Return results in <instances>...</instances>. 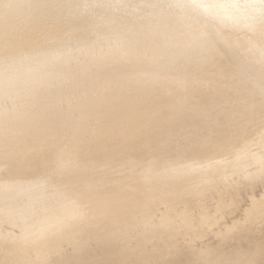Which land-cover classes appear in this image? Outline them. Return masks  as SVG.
Returning a JSON list of instances; mask_svg holds the SVG:
<instances>
[{
  "label": "bare ground",
  "instance_id": "bare-ground-1",
  "mask_svg": "<svg viewBox=\"0 0 264 264\" xmlns=\"http://www.w3.org/2000/svg\"><path fill=\"white\" fill-rule=\"evenodd\" d=\"M173 1L176 2L178 0ZM219 1V5L217 4L216 6L220 7V11L225 15H230V6L234 5V7L240 8L242 6L241 3H244L239 0ZM139 3L140 0H76V9L80 12V17L85 21L86 27H88L90 39L96 38L93 31L95 27L100 29L99 35L105 38V35L107 36V32H109L107 28L110 24V20L114 15L115 18H118L119 25L118 30L113 32V35L116 39L123 38L126 40L129 38V40L135 43V41L139 39L135 35H129L126 26L127 19L124 17V12L129 13L136 11L133 10V8L138 7L139 9L141 5ZM254 3H258L257 7H252ZM262 3L264 5V0H250V6H248V8L251 14H256V10L260 11L261 8L263 9V6L260 7ZM173 6L176 7L177 4ZM179 11L180 13H177L175 19H179L181 29L187 32L184 18L187 14V10L179 7ZM239 11H244V8L239 9ZM191 14L194 15L195 12ZM41 15L43 17V13ZM199 18L200 17L196 14L190 18L191 22L188 25V31L192 32L193 35L191 38L195 41L196 45L193 42L191 45L185 46V48H187V50H185L187 54L188 52L190 53V57L175 62L173 69H170L175 76L161 75L154 82L152 78L144 80L143 75L149 73L151 68H161L160 72L163 73L165 72V68H168L166 64L164 65L165 68L163 64L162 66H156V62L147 58L142 61H140L139 58L135 60L126 59L124 62L116 61L115 63L114 61L116 59H113L111 62L106 63L108 68L102 69L101 66L96 68L98 71L102 69L101 72H99L101 75L99 83L101 84L102 95L98 100L100 129L98 128V133L94 137L95 143L93 142V148L92 146H84L78 152L79 155L73 160L72 169L53 171L57 173L55 176L53 173L50 174L53 176V181L57 179L70 185L74 191L78 205L84 206L87 213L85 212L86 214L84 215L79 214L78 221L73 225L57 227L61 228L57 231L53 230L50 232L51 229L46 233L43 232L37 237L38 239L36 238L37 240L32 243L33 245L31 248L27 246L0 249V264H264V231L260 235L252 232V226L255 223H260L263 225L264 229V193H251L254 189L263 187L264 181L259 186H255L251 183H255L256 181L250 180L249 182V180H244L243 178L248 175V173L250 178V173H253V170L263 165L264 157L261 158L258 154L247 156L243 148L242 150L236 151L231 160L227 162H220L218 160L204 161L196 157L189 159L190 157H186L183 153V149L176 147L172 152L177 156L185 157L176 158V160L187 163L189 169L186 166L180 165V163L171 164L163 162V166L160 168V171L156 173L154 180L157 182L156 185L158 184L160 188H168V191L166 190L168 193H157L158 191L156 189L160 190V188L153 187L155 185L148 186L144 184L141 186L138 193H129L124 189L113 191L114 185L112 177L116 176L115 178H117L118 181L126 182V180L132 178V175L121 171V169H116V167L109 168L104 164V159L110 154L109 150L102 146L106 137L112 142L120 140L121 144L118 147L123 149L129 145L130 140H132L142 128L155 130L157 124L165 118L162 117L163 114L157 116V114H160L157 110L168 98V94H166L167 91L172 90L174 96L180 94L188 87V82H182V88L178 87L179 85H175L177 76L184 71L186 73L188 72V60L194 69L200 65L198 61L208 59L210 52H212V55H215V50L208 47L206 51L208 55L203 52L202 55L198 57V40L200 38H206L211 41L212 45L214 39L218 37L217 32H206L208 29L207 27L199 32ZM43 19L44 17L42 19H37L36 22H32L33 24L26 23L23 25V28L19 27L20 25L18 26L10 22L8 29L6 28V24H3V36L7 37L1 44L3 50L0 52V65L4 66V64L14 63L16 58L21 57V52L28 53L30 50L35 51L36 48L38 50L42 49L43 37H45L44 29L46 27V30H50L46 26L48 23H43L47 18H45L46 20ZM232 19L236 22L235 17L230 16L226 19L225 25L219 28V39L229 40V36L234 35L235 32L237 33L236 36L238 39H236L237 41H235V39L232 40V45H237L239 41L246 37L255 39L254 43L256 44L257 42V46L264 45V27L262 30H255L243 26V24L239 22L238 26L241 29L237 30V26L232 25V23H234ZM204 22L207 26L214 25V23L207 19H205ZM7 31H9L10 34H8ZM227 34L229 36L225 38ZM184 40L188 39L184 37ZM88 45L92 47H90V49L94 59L95 57L98 58L97 50L101 43L95 42L93 47V42H88ZM214 47L217 48L216 44ZM111 48L112 47L106 46V52L108 54H110ZM17 52H19L18 55ZM216 54L219 55L220 52H216ZM138 67H140L139 70H137ZM249 67L251 68L250 71L248 69L247 72L245 69L244 73L252 80L257 91L264 98V60L252 56ZM112 68L117 69L119 72L114 75L110 71ZM104 71H107V76L104 74ZM205 72L204 70V73ZM210 72H213V70ZM202 77L204 78L205 76ZM226 79L227 76L225 80ZM230 79H232V77H230ZM195 80L199 81V79ZM211 80L210 77V81ZM220 80L217 82H220ZM224 84H226V82ZM227 85L229 86V83ZM213 86H211V88ZM228 86L225 85L224 87L226 88ZM220 87L221 86L218 88ZM200 91L202 90H199V92ZM216 91L215 92L218 94V90ZM231 91L232 90H230V92ZM199 92L198 94L196 92V95H199ZM227 92L228 90L226 94H223L227 95ZM219 94H222L221 91ZM189 97H191V95ZM208 98L207 96L206 99ZM257 100H259V97L256 99V102ZM199 103L201 104V102ZM213 104L215 103L213 102ZM249 104L246 106L248 107ZM146 105L149 106V109H145ZM194 105L197 107L199 106L197 104ZM215 106L212 105V107ZM244 108L242 109L245 110ZM258 109L256 108V111ZM226 110L228 111L229 109ZM247 111L248 110H246V112ZM236 113L239 114L240 111ZM241 116L243 117V115ZM63 121L64 120L61 118L50 114L41 104H37L36 109H34V111L31 110V112L29 111L27 117L22 119L19 126L15 128L13 135L8 137V141L5 140L7 135L4 137L5 139H3L6 145L13 142V146H15L17 153V151H22L29 146V144L22 145L23 142L20 141L29 135L30 131H21L19 130L20 128L29 126L32 132L37 134L40 138L51 140L65 133L63 131V127H65L62 123ZM230 122L231 121H229V123ZM254 122H252L254 126H257ZM261 125L264 124L262 123ZM260 128L261 127H259V129ZM243 129L246 130L244 126ZM156 132L157 130L154 133ZM255 134L252 135L255 136ZM252 138L250 137V141L253 142ZM258 138L259 137H257V139ZM261 139L264 140L263 138ZM261 139L259 140L261 141ZM79 140L78 138L75 142ZM246 140L244 139V141ZM73 143L74 142H72L71 145ZM74 147L75 146L71 148L74 149ZM14 156L15 154L12 155L13 158ZM52 158L53 156L50 151L43 152L40 156L42 160L40 162L41 164L37 167L39 169L38 172H43L46 162L53 160ZM230 171H232V175L229 178L227 177V180L230 179L232 183H225L223 180H220L221 173L225 172L224 175H227L230 174ZM115 173H119L120 176ZM20 176H22L20 163H14L9 169L8 177L12 180H18ZM214 182H218L219 187L218 185L216 186ZM89 206H96L91 210L92 212H90V214H88ZM96 217L101 220V224L98 226H94ZM233 239L235 240L234 244L236 245L237 251L233 255L228 256L221 252L220 246Z\"/></svg>",
  "mask_w": 264,
  "mask_h": 264
},
{
  "label": "water",
  "instance_id": "water-1",
  "mask_svg": "<svg viewBox=\"0 0 264 264\" xmlns=\"http://www.w3.org/2000/svg\"><path fill=\"white\" fill-rule=\"evenodd\" d=\"M239 1L244 2L241 3L242 6L240 8L234 7V5L230 6V15H225L220 11V7L216 6L220 2L219 0H178L176 2L173 0H140L139 4L141 5L139 9L138 7H134L133 10L136 11L124 12L129 35H135L139 39L133 43L129 38L126 40L123 38L116 39L113 35V32L118 30L119 25L118 18H115L114 15L107 28L109 30L107 36L105 35V38L101 37L99 35L100 29L95 27L93 31L96 38L93 36L94 38L90 39L88 27H86L85 21L80 17V12L76 9V0H63L62 2L59 0H2V4H0V52L3 50L1 44L7 37L3 36V24H6V28L8 29L10 22L23 28L24 24L34 23L37 19L44 17L47 20L45 19L46 21L43 23H48L46 26L50 30H46V27L44 29L45 37H43L41 50L36 48L35 51L31 50L28 53L21 54V57L16 58V61L12 64L0 65V153H3V158L8 162L6 179L0 182V226L3 223L9 226V231L6 234L0 233V249L27 246L31 248L32 243L43 232L46 233L51 229L50 232L53 230L57 231L61 229L57 227L73 225L78 221L79 214L84 215L87 213L84 206L78 205L74 191L70 185L57 179L53 181V176L50 174L53 173L55 176L57 173L53 171L72 169L73 160L79 155L78 152L84 146L90 147V143H92L93 148L94 137L98 133L100 122L98 118V102L97 99L94 101L91 98L90 91L98 85L101 88V84L99 83L101 75L99 72L102 69L108 68L106 63L111 62L113 59H116L115 63L116 61L124 62L126 59L135 60L139 58L142 61L147 58L156 62V66H162L163 64L164 67L166 64L168 68L164 67L167 73H163L160 72L161 68L153 67L149 73L143 75L144 80L152 78L154 82L161 75L175 76L170 69H173L175 62L190 57V53L188 52L187 54L185 46H189L193 42L195 43L191 38L192 32L188 31V25L191 22L190 18L196 14L200 17L199 32L207 27L206 32H217L218 34V37L212 43L213 46L211 45V41L206 38L198 40V57L203 52L207 54L208 47L215 50V55H212V52H210L208 59L198 61L200 65L194 69L188 60V72L184 71L180 73L177 76L175 85H179L178 87L182 88V82L189 83L187 79L188 74L202 72L207 68L218 66L230 55L229 53L232 49H244V54L247 56V64L240 66V68L244 77L252 83L257 91L252 80L245 75L244 70L246 69L248 72L249 69L250 71L251 68L249 66L252 56L262 58L263 60L264 58L260 54L255 53L252 46L247 48L246 43L248 41L257 50L264 49V45L257 46V42V45L254 43L255 39L249 37L242 39L237 45H232V40L235 39L237 41L236 39H238L235 32L231 36L225 35V38L229 36V40L219 39V28L225 25L226 19L230 16L235 17L236 22L232 19L234 21L232 25H236L237 30L241 29L238 26L239 22L243 26L255 30L263 29V3L260 6H263V9L261 8L260 11L256 10V14H251L248 8L250 0ZM174 4H177V6L174 7ZM257 4L254 3L252 7H257ZM46 7L49 10H46ZM179 7L187 10V14L184 17L187 32L181 29L179 19H175L177 13H180ZM242 8H244V11H239ZM33 16L34 18L29 21V17ZM205 19L210 20L214 25H205ZM7 32L10 34L9 31ZM184 37L188 40H184ZM88 42H93V47L95 42L101 43L97 50L98 58L95 57L94 59L90 49L91 46L89 47ZM215 44L217 48L214 47ZM106 46L112 47L110 52L112 51L116 54H108ZM216 52H220V56ZM96 66H101L102 69L100 71L94 69ZM139 69L140 67L137 68V70ZM110 71L114 75L119 72L113 68ZM104 74L107 76V71H104ZM88 94L89 96L86 98L93 100V102L86 105L82 99L84 95L87 96ZM258 94L260 95L259 92ZM170 96H173V94L168 95V97ZM37 104H41L53 116L64 120L62 122L65 126L63 127V131L65 132L63 135L66 132H72V136L66 142L65 147L71 149L74 154L69 159H61V155L57 154L58 156L56 157L55 153L50 151L53 160L46 162L43 172H38L39 169L37 167L42 161L40 159L41 154L49 151L46 145L40 149L39 155L34 158L32 155L24 154L22 151L21 153H16L14 146L12 148L4 142V137L7 135L5 140L11 137L15 132V128L22 122V119L27 117L29 111H34ZM90 114H92L91 117ZM19 130H27L30 131L29 133H33L29 126H23ZM78 138L80 140L75 142ZM105 141L111 140L106 137ZM72 142L74 143L71 145ZM114 142L118 146L121 144L120 140ZM6 146L9 147L7 153L3 151ZM73 146H79L80 149L74 151L71 148ZM118 148L120 149V147ZM13 154H15L14 158L12 157ZM176 158L185 157L177 156L174 153L170 154L167 158L161 157L151 166L149 182L145 181L141 186L143 184L148 186L155 185L153 187L160 188L158 184L156 185L157 182H155L154 177L160 171L163 162L171 164L180 163V165L188 167L187 163L176 160ZM106 159H104V164L110 168ZM14 163H20L22 169V176L18 180H12L8 177L9 169ZM229 173L227 175H224L225 172L221 173L220 180H223L225 183H232L230 179L227 180L232 175V171ZM250 175V178L249 173L243 177L244 180H249V182L250 180L256 181L251 184L259 186L264 181V163L261 167L253 170V173H250ZM214 183L219 187L218 182ZM165 188L156 189L157 193H168V188ZM95 207L89 206L88 214ZM13 229L18 230L14 236L12 234ZM233 241L235 240L233 239ZM220 247H222V244Z\"/></svg>",
  "mask_w": 264,
  "mask_h": 264
},
{
  "label": "rangeland",
  "instance_id": "rangeland-1",
  "mask_svg": "<svg viewBox=\"0 0 264 264\" xmlns=\"http://www.w3.org/2000/svg\"><path fill=\"white\" fill-rule=\"evenodd\" d=\"M59 1L62 2L63 0H59ZM0 4H2V0H1ZM46 10H49V8L46 7ZM32 18H34V16L29 17V21H31ZM249 45L252 46L255 53L260 54L264 58V50L258 51L252 44H250L247 41L246 47L247 48L250 47ZM238 50L232 49V51L229 53L230 55L225 59V61L222 64H220L218 66L207 68V70L205 69V71H206L205 73L203 71L201 73L196 72V74L194 73L193 75H191V74L187 75V79L188 80L190 79L189 83L191 82L192 85H191V83L190 84L188 83V88L184 92H182L178 95L170 96L162 103V106L157 110V112H160V114H157V116L163 114L162 117H165V118H164V120H162L160 123L157 124L155 130H152L150 128H142L135 135V137L132 138L129 145L126 148H123L121 150L118 148V144L116 142H111V141H105L104 142V146L108 150H110V154L106 159V161L109 163L108 165L110 167L112 166V168L116 167V169H121V171H124L125 173H130L132 175V178L126 180V182L118 181L117 178H115L116 176L112 177L113 178L112 179L113 185H114L113 191H116L118 189H124V190L128 191L129 193H138L140 188H141L142 183H144L145 181L149 182V172H150L151 166L156 161H158L161 157L167 158L170 154L173 153L172 151L176 147H180L181 149H183V153L186 155V157H190L191 159L193 157L194 158L196 157V158L201 159V160H218L220 162H223V161L227 162V161L231 160V158L233 157L235 152L242 150L243 148L245 149L247 156H250V155L253 156V155H257V154L259 156H264L263 155L264 154V151H263L264 147H262V146H264V140L261 139V138L264 139V125H261L262 123L264 124V119H263L264 118V113H263V111H264L263 110L264 109V103H263L264 100H262L263 98L260 95H258V92L255 90L252 83L244 77L240 66H244L247 64V61H246L247 56L244 54V49H238ZM260 52H262L263 54ZM18 54H19V52H17V55ZM20 54H23V52H21ZM110 54H116V53L111 51ZM242 61H244V62H242ZM97 67H95L94 69H96ZM219 68H220V70H219ZM210 69H212L213 72H210V71H212ZM228 70H230V71H228ZM95 72H96V70H95ZM208 72H209V74H208ZM222 72H224V73H222ZM210 73L212 76L210 75ZM193 76L194 77L196 76V77L194 78ZM202 76H205V77L207 76V77L203 78ZM226 76H227V79L225 80ZM210 77L212 79L211 81H210ZM216 77L219 79H217ZM230 77H232V79H230ZM195 79H199V81L195 80ZM222 79H223V81H222ZM236 79H237V81H236ZM200 80H201V84H200ZM219 80H220V82H217ZM192 81H194V82H192ZM208 81H210V82H208ZM207 82H208V85H207ZM225 82H226V84H224ZM228 83H229V86L227 85ZM210 84H213L215 86V90H214L213 85H211V86H213L212 88H211V86H209ZM193 85H196V86H193ZM225 85L228 86V87H226L227 89L224 87ZM232 85L235 87H233ZM192 86H193V88H192ZM219 86H221V87L218 88ZM231 87H232V89H231ZM203 88H206V89H203ZM197 89L202 90V91L199 92V90H197ZM207 89H209L210 92ZM236 89H237V91H236ZM194 90L197 92V94L199 92L200 97H199V95H196V92ZM216 90H218V94L216 93L217 92ZM227 90H228L227 95H224L223 93L226 94ZM230 90H232V91L230 92ZM91 91H90L91 94L89 93L91 98L94 99V101L97 99V102H98V100L101 98V95H102V89L98 85L97 87L93 88ZM188 91H189V93H188ZM220 91L222 94H219ZM233 91H234V93H233ZM171 93H172V90L167 91L166 94L169 95ZM210 93H211V96H210ZM89 94L87 96L84 95L83 96L84 98L82 99L83 103H85L86 105H89V103L92 104V102H93V100L86 98L89 96ZM190 95L192 98L189 97ZM216 95H217V97H216ZM255 95L257 98L259 97V100H257V102H256L257 98L255 97ZM207 96L209 97L208 99H206ZM240 96L241 97L243 96V97L241 98ZM248 98H250V99H248ZM190 99H191V101H190ZM214 99H216V100H214ZM218 99H220V100H218ZM247 99H248V102H247ZM253 99L255 102L253 101ZM185 100H187V101H185ZM217 100H218V103H217ZM243 100H244V102H243ZM249 100H251L254 104ZM227 101H229V102H227ZM199 102H201V104ZM213 102L215 104H213ZM236 102H237V104H236ZM194 104H197L199 106L197 107ZM232 104L233 105L236 104V105L233 106ZM248 104H249V106L247 107L246 105H248ZM212 105L213 106L216 105V106L212 107ZM200 106H201V108H200ZM203 106H204V108H203ZM232 107H234V108H232ZM244 107H246V108H244ZM255 107L257 109L258 108L259 109L256 111ZM242 108H244L245 110H243ZM249 108H251V109H249ZM145 109H149V106L146 105ZM226 109H229V110L227 111ZM223 110H224L225 114L223 113ZM246 110H248V111L246 112ZM252 110H253V112H252ZM235 111L238 113L240 111L239 114L243 115V117L241 115L237 114ZM254 112H256V113H254ZM91 115L92 114H90V117H91ZM236 115H238V116H236ZM259 115L260 116L262 115L263 117L261 116V118H260ZM240 116H241V118H240ZM221 117L224 118L225 120L222 119ZM233 118H235V119H233ZM243 118H244V120H243ZM232 119L235 121H233ZM245 120H247V121H245ZM229 121H231V122L229 123ZM236 121H238V122H236ZM254 121H256V122H254ZM222 122H224V123H222ZM243 122H244V124H243ZM247 122H248V124H247ZM249 122H251V123L254 122L257 124V126L256 125L254 126L253 123L251 124ZM226 124H228V125H226ZM242 124H243L244 128H246V130L243 129ZM245 126H247V127H245ZM262 126H263V128H262ZM251 127L254 128L255 130L252 129ZM259 127H261L263 130L261 128L259 129ZM156 130H157V132L154 133ZM247 132H248V134H247ZM257 133H259V134H257ZM244 134H246V135H244ZM252 134L253 135L255 134L256 137L253 136ZM260 135H262V136H260ZM71 136H72V132H66L65 135H63L59 138H53L51 140H44V139L40 138L37 134L30 133L25 138H23L22 141H20V142H23L22 145L29 144V146H27L24 150H22V152L26 155H32V157L36 158L37 155H39L38 152L40 151V149L46 145V148H48L49 151L54 152L56 157L58 155H61V157H60L61 159H65V158L69 159L72 156H74V154H73V151L71 149H69L65 146H66V142L68 141V139L71 138ZM250 137L251 138L253 137L252 138L253 142L256 141L257 144H256V142L253 143L252 141H250ZM257 137H259V138L257 139ZM244 139L245 140L247 139V140L244 141ZM259 139H261V141ZM90 144H91L90 146H92V143H90ZM253 145H254V147H253ZM9 146L13 148V142H10ZM255 146H257V147H255ZM255 148L256 149L259 148V149H257V151H256ZM79 149H80L79 146H75L73 150L78 151ZM8 150H9V147H7V146L4 147V149H3V151L5 153H7ZM17 152L21 153V151H17ZM260 152H261V155H260ZM0 154H1L0 155V182H2L3 180L6 179L5 177H6V173L8 170V162H6L5 159L3 158V156H2L3 153L1 152ZM115 174L120 176L119 173H115ZM263 187L259 188L260 190L254 189L251 193H264ZM100 224H101V220H99V218L96 217L94 226H98ZM8 227L9 226L6 223H3L0 226V233L6 234L9 231ZM252 227H253L252 232L255 234L260 235L264 231L263 225H261L260 223H255ZM12 231H13V233H12L13 236L15 234H17V232H18L17 229H13ZM234 243H235V241L231 240L230 242L223 244L221 247V252H223L224 254H226L228 256L233 255L237 251L236 245Z\"/></svg>",
  "mask_w": 264,
  "mask_h": 264
}]
</instances>
